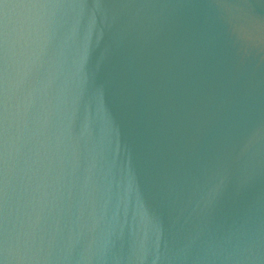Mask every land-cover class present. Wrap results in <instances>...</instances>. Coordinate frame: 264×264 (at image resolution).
<instances>
[{
    "label": "water",
    "instance_id": "water-1",
    "mask_svg": "<svg viewBox=\"0 0 264 264\" xmlns=\"http://www.w3.org/2000/svg\"><path fill=\"white\" fill-rule=\"evenodd\" d=\"M0 264H264V0H0Z\"/></svg>",
    "mask_w": 264,
    "mask_h": 264
}]
</instances>
